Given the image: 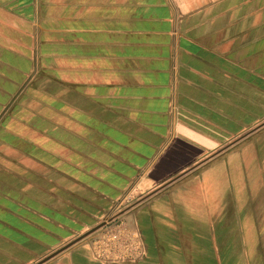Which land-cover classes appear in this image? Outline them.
I'll list each match as a JSON object with an SVG mask.
<instances>
[{"label":"crops","instance_id":"0c3cea01","mask_svg":"<svg viewBox=\"0 0 264 264\" xmlns=\"http://www.w3.org/2000/svg\"><path fill=\"white\" fill-rule=\"evenodd\" d=\"M0 264H264V0H0Z\"/></svg>","mask_w":264,"mask_h":264},{"label":"built area","instance_id":"2783aa9c","mask_svg":"<svg viewBox=\"0 0 264 264\" xmlns=\"http://www.w3.org/2000/svg\"><path fill=\"white\" fill-rule=\"evenodd\" d=\"M100 231L103 234L93 244L98 257L110 261L136 259L137 244L122 222L105 225Z\"/></svg>","mask_w":264,"mask_h":264},{"label":"water","instance_id":"95a60500","mask_svg":"<svg viewBox=\"0 0 264 264\" xmlns=\"http://www.w3.org/2000/svg\"><path fill=\"white\" fill-rule=\"evenodd\" d=\"M103 226H104V225H103ZM103 226H101V227H103ZM99 229H100V228L95 229V230H92L91 232H89V233L83 235L78 241H81V240L85 239L86 237L90 236L91 234H93L94 232H96V231L99 230ZM78 241H77V242H78ZM62 251H63V250H62Z\"/></svg>","mask_w":264,"mask_h":264},{"label":"trees","instance_id":"16d2710c","mask_svg":"<svg viewBox=\"0 0 264 264\" xmlns=\"http://www.w3.org/2000/svg\"><path fill=\"white\" fill-rule=\"evenodd\" d=\"M49 215H51V214H49Z\"/></svg>","mask_w":264,"mask_h":264}]
</instances>
